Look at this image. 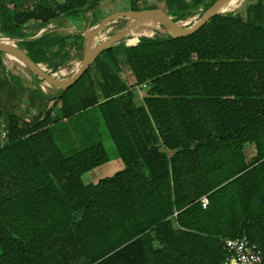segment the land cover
I'll return each mask as SVG.
<instances>
[{
    "label": "trees",
    "instance_id": "obj_1",
    "mask_svg": "<svg viewBox=\"0 0 264 264\" xmlns=\"http://www.w3.org/2000/svg\"><path fill=\"white\" fill-rule=\"evenodd\" d=\"M99 1L0 0V34L52 73L83 53L80 29L29 37L24 24L82 17ZM143 1L127 9L157 7ZM214 1L163 0L174 21ZM236 7L185 37L129 35L65 90H28L42 114L5 112L0 99V264H221L224 238L244 234L264 253V0ZM89 108L124 166L85 183L108 161L103 143L65 153L54 131Z\"/></svg>",
    "mask_w": 264,
    "mask_h": 264
},
{
    "label": "rangeland",
    "instance_id": "obj_2",
    "mask_svg": "<svg viewBox=\"0 0 264 264\" xmlns=\"http://www.w3.org/2000/svg\"><path fill=\"white\" fill-rule=\"evenodd\" d=\"M247 1L248 0H235L233 4L237 3L238 7L232 10H238L242 8V5ZM154 4H156L157 7L166 10V6L163 0H144L141 3V6H149ZM127 8H129L127 0H100L97 5H95L92 9L88 10L85 14H83L82 17L72 18L61 15L57 18L56 22L49 23L47 25L39 23L37 21L29 20L24 24L23 31L26 32L29 37H33L41 31L52 30L54 28H57L58 30L62 31H74V29H83L87 25V23H98L103 17L112 12L129 10ZM198 16L199 13L190 18H187L186 20H182V22H193L195 19H197ZM127 21L128 19L126 18H117L109 22L92 39V43L97 44L101 40L108 38L110 35L123 28L126 25ZM141 24L155 27V25H158V21L154 19L145 20L141 22ZM165 32L166 29L161 24H159L157 27L154 28V32L150 36L163 34ZM0 36L3 35L0 34ZM128 37H125L124 39H127ZM123 40H121V44H125ZM82 54L73 52L72 59L67 62L64 66H62L61 69L59 68L57 71H55L58 74L57 76L60 78L70 77L77 69L82 58ZM2 60L5 65V70L0 69V81L3 82L0 87V99L2 101V107L5 112H17L23 114L25 117H27L28 114L32 113L42 114L46 106L45 99L40 95L41 93L36 92L35 95H31L32 93H30V91L28 90L34 89L37 91V88L39 87L44 94L49 95L53 94L57 89L53 86L48 85L43 80L38 81L35 76L32 75L30 71L18 59L12 58L9 55L3 53ZM42 66L46 68L45 65ZM123 68L124 72L128 73V67L124 65ZM7 74H12L16 76L27 89L20 90L12 87L9 83H7V81H4L7 80ZM136 92L138 94L137 99L140 100V97L142 96L143 92L142 90H136ZM51 104L52 102L48 103L49 106ZM83 118L87 121H81V123L79 122V124H77V127L79 126V128L75 129V127H71V132H77L78 134V130L82 128V126L84 127V124H87V127H90V125H92V127L97 129L100 141H102L109 157L107 162L82 175V180L85 183L96 182L101 178L113 175L115 172L122 169L124 165L122 160L118 156L116 147L107 132V129L103 123L98 109L93 108L89 111L87 115H84Z\"/></svg>",
    "mask_w": 264,
    "mask_h": 264
},
{
    "label": "water",
    "instance_id": "obj_3",
    "mask_svg": "<svg viewBox=\"0 0 264 264\" xmlns=\"http://www.w3.org/2000/svg\"><path fill=\"white\" fill-rule=\"evenodd\" d=\"M226 1L227 0H215L193 22H182V20L174 21L172 16L169 15L165 9L155 7L140 10H123L112 12L103 17L98 23L91 27H89L87 23L83 29L78 30L84 37L82 58L77 69L68 78H60L57 76L56 72L51 73L41 64L34 62L27 55L25 50L16 45V41H18L17 38L0 36V51L18 59L32 74L36 75L48 85L57 89L65 90L74 84L84 74L96 56L103 49L108 46L121 43V40H123L125 37H128L130 31L141 22L151 19L157 20L158 24H161L170 36L174 38L185 37L196 32L214 15L227 12L221 10ZM117 18H126L128 21L123 28L113 33L108 38L101 40L97 44H93L92 46L90 44L91 40L104 28L105 25ZM74 31H76V29H74ZM43 32L45 31H41L33 37H38Z\"/></svg>",
    "mask_w": 264,
    "mask_h": 264
},
{
    "label": "built area",
    "instance_id": "obj_4",
    "mask_svg": "<svg viewBox=\"0 0 264 264\" xmlns=\"http://www.w3.org/2000/svg\"><path fill=\"white\" fill-rule=\"evenodd\" d=\"M136 43V42H135ZM145 84L135 86L136 90H141ZM7 137L5 122L0 121V147L4 144ZM208 198L202 196L201 206L206 207ZM223 248L225 257L221 264H264V253L261 248L254 242H251L244 234L234 238H224Z\"/></svg>",
    "mask_w": 264,
    "mask_h": 264
},
{
    "label": "crops",
    "instance_id": "obj_5",
    "mask_svg": "<svg viewBox=\"0 0 264 264\" xmlns=\"http://www.w3.org/2000/svg\"><path fill=\"white\" fill-rule=\"evenodd\" d=\"M135 101L136 103L140 104L142 102V96L140 97V100L136 98ZM92 109L93 108L84 110L72 120L64 118L57 123V128L54 131L55 138L57 139L59 146L65 153H71L82 146L88 145L95 141H100L99 133L96 128L92 127V125H90V127H87V124H84L85 126H82V128L78 130V134L77 132H71V127H75V129L79 128V126L77 127V124H79V122L81 123V121H87L84 120L83 117L84 115H87Z\"/></svg>",
    "mask_w": 264,
    "mask_h": 264
},
{
    "label": "bare ground",
    "instance_id": "obj_6",
    "mask_svg": "<svg viewBox=\"0 0 264 264\" xmlns=\"http://www.w3.org/2000/svg\"><path fill=\"white\" fill-rule=\"evenodd\" d=\"M235 0H227L225 3H224V5L222 6V8H221V10L222 11H226L227 9H229L232 5H233V2H234ZM120 21V20H119ZM113 23V22H112ZM111 23V24H112ZM122 23V22H121ZM110 24V25H111ZM112 26V25H111ZM118 29V28H117ZM114 30V29H113ZM155 31H157V30H155ZM154 32V30L153 29H150V28H148V27H145V26H142V25H136L131 31H130V33H129V35H132V36H135V37H139L140 35H143V34H145V35H151L152 33ZM8 35V34H7ZM90 44L93 46V43H92V40H91V42H90ZM77 52H78V49H77ZM72 54V53H71ZM10 57H12V58H14L13 56H10ZM70 57V56H69ZM70 58H72V57H70ZM69 58V59H70ZM9 60V59H8ZM14 66V65H13ZM69 67V66H68ZM59 69V68H58ZM61 69V68H60ZM56 70V69H55ZM53 71V70H52ZM60 73V72H59ZM31 75V74H30ZM58 75V74H57ZM39 83V82H38ZM41 84V83H40ZM55 88V87H54Z\"/></svg>",
    "mask_w": 264,
    "mask_h": 264
}]
</instances>
